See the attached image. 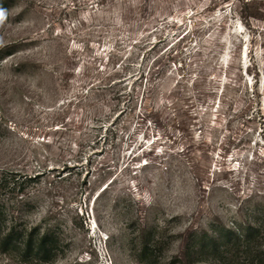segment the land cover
I'll return each instance as SVG.
<instances>
[{
	"label": "rangeland",
	"instance_id": "rangeland-1",
	"mask_svg": "<svg viewBox=\"0 0 264 264\" xmlns=\"http://www.w3.org/2000/svg\"><path fill=\"white\" fill-rule=\"evenodd\" d=\"M0 264H247L264 245V0H0ZM222 241L225 242V236Z\"/></svg>",
	"mask_w": 264,
	"mask_h": 264
},
{
	"label": "trees",
	"instance_id": "trees-1",
	"mask_svg": "<svg viewBox=\"0 0 264 264\" xmlns=\"http://www.w3.org/2000/svg\"><path fill=\"white\" fill-rule=\"evenodd\" d=\"M1 222V216H0ZM255 231L258 228L248 224L246 227L240 226L237 229L225 227V234L221 232L212 234V244L200 246L199 249L213 248L215 252L219 251L220 247H225V253L231 242L236 239L244 243L246 252L249 253L247 264H264V245L252 246L251 239L255 236ZM225 236V242L222 241ZM0 248L2 250L16 249L20 255L27 260H38L41 262H50L58 256L59 240L54 232L46 231L39 237L35 236L34 232H20L15 227H11L6 231H1L0 223ZM185 264V263H184ZM188 264H194L190 261Z\"/></svg>",
	"mask_w": 264,
	"mask_h": 264
},
{
	"label": "snow or ice",
	"instance_id": "snow-or-ice-1",
	"mask_svg": "<svg viewBox=\"0 0 264 264\" xmlns=\"http://www.w3.org/2000/svg\"><path fill=\"white\" fill-rule=\"evenodd\" d=\"M0 15H2V13H0Z\"/></svg>",
	"mask_w": 264,
	"mask_h": 264
}]
</instances>
